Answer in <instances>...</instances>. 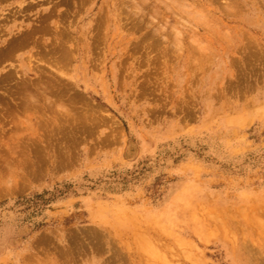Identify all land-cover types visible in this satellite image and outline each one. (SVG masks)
Here are the masks:
<instances>
[{"label":"rangeland","instance_id":"374dc122","mask_svg":"<svg viewBox=\"0 0 264 264\" xmlns=\"http://www.w3.org/2000/svg\"><path fill=\"white\" fill-rule=\"evenodd\" d=\"M0 264H264V0H0Z\"/></svg>","mask_w":264,"mask_h":264},{"label":"bare ground","instance_id":"6f19581e","mask_svg":"<svg viewBox=\"0 0 264 264\" xmlns=\"http://www.w3.org/2000/svg\"><path fill=\"white\" fill-rule=\"evenodd\" d=\"M146 43H148V42H146ZM146 43H145V44H146ZM146 46H147V45H146ZM142 47H143V46H142ZM146 50H147V49H146ZM148 56H149V55H148ZM147 58H148V57H147ZM149 58H150V56H149ZM150 63H151V62H150Z\"/></svg>","mask_w":264,"mask_h":264}]
</instances>
